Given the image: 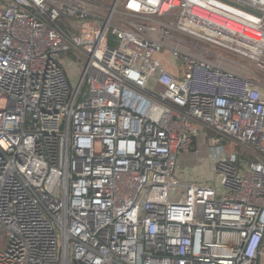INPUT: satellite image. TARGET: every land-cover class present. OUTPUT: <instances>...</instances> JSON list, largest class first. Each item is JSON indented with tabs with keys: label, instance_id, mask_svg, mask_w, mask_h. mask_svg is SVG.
<instances>
[{
	"label": "built area",
	"instance_id": "obj_1",
	"mask_svg": "<svg viewBox=\"0 0 264 264\" xmlns=\"http://www.w3.org/2000/svg\"><path fill=\"white\" fill-rule=\"evenodd\" d=\"M250 65L264 0H0V264H260ZM208 134L194 179L183 157Z\"/></svg>",
	"mask_w": 264,
	"mask_h": 264
},
{
	"label": "rangeland",
	"instance_id": "obj_2",
	"mask_svg": "<svg viewBox=\"0 0 264 264\" xmlns=\"http://www.w3.org/2000/svg\"><path fill=\"white\" fill-rule=\"evenodd\" d=\"M105 2L106 5H110L111 1L109 0H103ZM212 51L214 52H218L217 49L213 48V47H209ZM84 58L86 59V57L84 56ZM70 60H73L74 62H80L83 63L84 62L82 60H80L79 58H77L75 55L73 56H67L66 58V63ZM238 61L243 62L241 59L237 58ZM252 74L251 76L253 77V79H255L257 82H259L262 86V88L264 89V72H259L257 69H255L253 66L250 65ZM71 74V83L73 85L74 88H77L80 84V81L82 79V75L83 72H81V68L80 70H78L77 72H69ZM87 84L83 85V90L82 93L84 94L87 91ZM83 95L80 98V101L82 100ZM214 136H212L211 134H208L207 137L206 136H201L197 139L196 144L193 146V148L191 149V151L189 152V154L184 155V160L182 161V168L183 170L188 174V176L196 179H201V180H205V181H209L212 178V174H211V167H210V163H211V154H210V150L209 148L211 147V145L214 144ZM219 144L220 145H225L227 151L229 153H236L238 154L240 152V149L237 146H234L232 144H230L229 142L225 141V140H219ZM199 158H201L199 160ZM0 250H5L6 245L9 242V236L5 233L1 234V238H0ZM260 264H264V257L261 259Z\"/></svg>",
	"mask_w": 264,
	"mask_h": 264
},
{
	"label": "crops",
	"instance_id": "obj_3",
	"mask_svg": "<svg viewBox=\"0 0 264 264\" xmlns=\"http://www.w3.org/2000/svg\"><path fill=\"white\" fill-rule=\"evenodd\" d=\"M109 1H111V3H112L114 0H109ZM165 66H166L167 69H169L173 73H177L176 70H175V67L172 66L171 64L165 63ZM260 89L264 92V89L262 88V86H260ZM195 140H197V139H195ZM183 160H184V158H183Z\"/></svg>",
	"mask_w": 264,
	"mask_h": 264
},
{
	"label": "trees",
	"instance_id": "obj_4",
	"mask_svg": "<svg viewBox=\"0 0 264 264\" xmlns=\"http://www.w3.org/2000/svg\"><path fill=\"white\" fill-rule=\"evenodd\" d=\"M110 40H111V36H110ZM112 41H110V43H111ZM196 142H197V140H195L194 141V143H193V146L196 144ZM193 148V147H192Z\"/></svg>",
	"mask_w": 264,
	"mask_h": 264
}]
</instances>
